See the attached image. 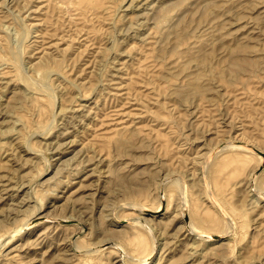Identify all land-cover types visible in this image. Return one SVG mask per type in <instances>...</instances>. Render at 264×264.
<instances>
[{"label": "rangeland", "instance_id": "obj_1", "mask_svg": "<svg viewBox=\"0 0 264 264\" xmlns=\"http://www.w3.org/2000/svg\"><path fill=\"white\" fill-rule=\"evenodd\" d=\"M0 74V264H264V0H0Z\"/></svg>", "mask_w": 264, "mask_h": 264}, {"label": "bare ground", "instance_id": "obj_2", "mask_svg": "<svg viewBox=\"0 0 264 264\" xmlns=\"http://www.w3.org/2000/svg\"><path fill=\"white\" fill-rule=\"evenodd\" d=\"M39 1H40V0H39ZM139 3H140V2H139ZM57 5H58V4H57ZM84 5L87 6L86 4H84ZM52 6H53V5H52ZM47 7H48V6H47ZM81 7H82V6H81ZM131 7H132V6H131ZM133 7H134V6H133ZM148 7H149V6H148ZM158 7H159V6H158ZM36 8H37V7H36ZM59 8H60V7H59ZM84 8H85V7H84ZM86 8H87V7H86ZM86 8H85V9H86ZM88 8H89V7H88ZM141 8H142V7H141ZM53 9H54V7L52 8V10H53ZM78 9H79V8H78ZM85 9H83V10L85 11ZM41 10H42V9H41ZM57 10H58V7H57V9H56L55 11H57ZM59 10H62V9H59ZM59 10H58V12H60ZM81 10H82V8H81ZM81 10H80V11H81ZM136 10H137V9H136ZM53 11H54V10H53ZM53 11H52V12H53ZM61 12L63 13V11H61ZM61 12H60V13H61ZM94 12H95V11H94ZM81 13H83V12H81ZM52 14H53V13H52ZM57 14L59 15V13H57ZM57 14H56V15H57ZM88 14H89V13H88ZM90 14H91V13H90ZM134 14H135V13H134ZM78 15H79V14H78ZM85 15H86V14H85V12H84V15H83V16L85 17ZM92 15H93V14H92ZM97 15H98V14H97ZM145 15H146V14H145ZM68 16H69V15H68ZM80 16H81V15H79L78 17L80 18ZM83 16H81V17H83ZM133 16H134V15H133ZM46 17H47V16H46ZM126 17H127V16H126ZM55 18H56V17H55ZM69 18H70V17H69ZM76 19H77V18H76ZM82 19H83V18H82ZM44 20H45V19H44ZM56 20H57V19H56ZM56 20H55V21H56ZM83 20H84V19H83ZM42 21H43V20H42ZM48 21H49V19H48ZM80 21H81V20H80ZM129 21H130V20H129ZM131 21H132V20H131ZM81 23H82V21H81ZM68 24H69V23H68ZM79 24H80V23H79ZM135 24H136V23H135ZM41 25H42V24H41ZM140 25H141V24H140ZM4 26H5V25H4ZM5 27H6V26H5ZM5 27H4V28H5ZM50 27H51V26H50ZM129 27H130V26H129ZM6 28H7V27H6ZM6 28H5V29H6ZM13 28H14V27H13ZM43 28H44V25H43ZM43 28H42V29H43ZM131 28H132V27H131ZM7 29H8V28H7ZM44 29H45V28H44ZM73 29H74V28H73ZM78 29H79V28H78ZM80 29H81V28H80ZM85 29H86V28H85ZM32 30H33V29H32ZM64 30H65V29H64ZM87 31H88V30H87ZM87 31H86V32H87ZM13 32H14V31H13ZM14 33H15V32H14ZM17 33H18V32H17ZM58 34H59V33H58ZM66 34H67V32H66ZM17 35H18V34H17ZM41 35H42V34H41ZM68 35H69V34H68ZM14 36H15V35H14ZM87 36H88V34H87ZM72 37H73V35H72ZM83 37H85V36H83ZM88 37H89V36H88ZM64 38H65V37H64ZM76 38H77V37H76ZM70 39H71V38H70ZM57 41H58V40H57ZM55 42H56V41H55ZM118 42H119V41H118ZM70 43H71V42H70ZM55 44H57V43H55ZM1 45H3V44H1ZM30 45H31V44H30ZM46 45H47V44H46ZM42 46H43V45H42ZM70 46H71V45H70ZM43 47H44V46H43ZM81 48H82V47H81ZM83 48H84V47H83ZM48 50H49V49H48ZM79 50H80V49H79ZM4 51H5V49H4ZM47 52H49V51H47ZM45 56H46V55H45ZM55 57H56V56H55ZM39 58H41V57H39ZM42 58H43V57H42ZM42 58H41V59H42ZM51 60H52V59H51ZM49 61H50V60H49ZM53 61H54V60H53ZM69 61H70V60H69ZM25 63H26V62H25ZM1 65H2V64H1ZM21 65H22V64H21ZM31 67H32V66H31ZM31 67H30V68H31ZM10 69H11V68H10ZM12 72H13V71H12ZM47 72H48V71H47ZM50 72H51V71H50ZM29 73H30V72H29ZM57 73H58V72H57ZM58 74H59V73H58ZM0 75H1V74H0ZM49 78H50V77H49ZM51 78H52V77H51ZM63 78H64V77H63ZM31 79H32V78H31ZM45 82L47 83V81H45ZM48 82H49V79H48ZM47 85H48V84H47ZM127 86H128V85H127ZM50 87H51V86H50ZM2 88H3V87H2ZM51 88H53V87H51ZM125 99H126V98H125ZM14 104H15V103H14ZM82 106H83V105H82ZM14 108L16 109L17 107H14ZM226 146H227L228 149H229V148H231V149H235V148L241 149V148H242L240 145H239L240 147H238V145L236 146V145H232V144H231V145L228 144V145H226ZM0 177H1V176H0ZM1 178H2V177H1ZM0 180H1V179H0ZM1 183H2V182H1ZM4 190H5V189H4ZM13 196H14V195H13ZM134 221H135V220H134ZM137 223H138V222H137ZM139 224H140V221H139ZM142 226H143V224H142ZM193 232H195V231H193ZM12 235H13V234H12ZM14 237H16V236H14ZM14 237H13V238H14ZM11 238H12V237H11ZM11 238L9 237V240H10ZM151 253H153V252H150V254L148 255V257L145 258V259H149V256H151ZM146 262H147V261H144V262L141 263V264H146Z\"/></svg>", "mask_w": 264, "mask_h": 264}]
</instances>
